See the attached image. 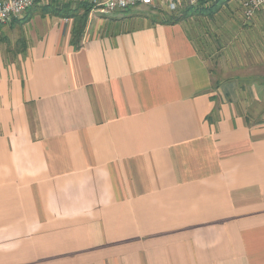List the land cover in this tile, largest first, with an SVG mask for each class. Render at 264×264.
<instances>
[{
	"label": "crops",
	"instance_id": "crops-1",
	"mask_svg": "<svg viewBox=\"0 0 264 264\" xmlns=\"http://www.w3.org/2000/svg\"><path fill=\"white\" fill-rule=\"evenodd\" d=\"M81 1L0 24V264H264V51Z\"/></svg>",
	"mask_w": 264,
	"mask_h": 264
},
{
	"label": "rangeland",
	"instance_id": "rangeland-1",
	"mask_svg": "<svg viewBox=\"0 0 264 264\" xmlns=\"http://www.w3.org/2000/svg\"><path fill=\"white\" fill-rule=\"evenodd\" d=\"M242 1L210 0L205 2L204 6L210 7L211 11L191 12L192 14L183 21L188 35L200 48L212 67H216L222 61L217 52V49L221 47L224 49L226 61L237 62L239 59L243 61V56H248L247 59L250 62L262 58L261 53L264 51V4L252 17L246 18L243 14ZM188 5L191 4L183 1L180 8ZM194 5L199 7L201 4L197 1ZM160 9H162L161 11L166 10L163 5H138L122 10L123 12L119 16L114 11L106 12L101 16L110 19L115 16H131L136 12L158 15L157 10ZM160 14L162 15V13Z\"/></svg>",
	"mask_w": 264,
	"mask_h": 264
},
{
	"label": "built area",
	"instance_id": "built-area-1",
	"mask_svg": "<svg viewBox=\"0 0 264 264\" xmlns=\"http://www.w3.org/2000/svg\"><path fill=\"white\" fill-rule=\"evenodd\" d=\"M47 0H0V24L8 22L14 17H19L26 10L36 4ZM94 11L106 13L109 11H122L138 5L159 6L163 5L168 11H175L181 2L187 1L194 5L197 0H86ZM207 1V0H206ZM210 1V0H208ZM207 1V2H208ZM264 4V0H243V14L246 18L252 17Z\"/></svg>",
	"mask_w": 264,
	"mask_h": 264
},
{
	"label": "trees",
	"instance_id": "trees-1",
	"mask_svg": "<svg viewBox=\"0 0 264 264\" xmlns=\"http://www.w3.org/2000/svg\"><path fill=\"white\" fill-rule=\"evenodd\" d=\"M201 5L199 7H197L196 5H188L182 8H178L175 11H166L162 9L157 10L159 12V14L157 15H150V18L154 19V20H158L161 21L163 23H177V22H181L184 21L186 19L187 16H189L190 14H192L191 12H204V11H211L212 9L210 7L204 6V3L207 2L206 0H197ZM216 1V0H215ZM78 5H80L82 7V13H77V8H70L69 4H65L62 7L58 8V12L62 15V16H70L73 17L74 19V27L72 29V40H74L75 43L79 42L80 39V35L84 29L85 23L87 21V15L89 10L91 9V5L89 3H87V1H81L79 3H77ZM49 9V5H45L44 7H42V9ZM52 12H55L52 11ZM162 13V15L160 14Z\"/></svg>",
	"mask_w": 264,
	"mask_h": 264
}]
</instances>
